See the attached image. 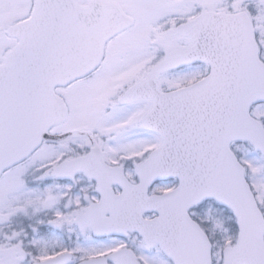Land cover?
Wrapping results in <instances>:
<instances>
[{"label": "snow or ice", "instance_id": "1", "mask_svg": "<svg viewBox=\"0 0 264 264\" xmlns=\"http://www.w3.org/2000/svg\"><path fill=\"white\" fill-rule=\"evenodd\" d=\"M0 264H264V0H0Z\"/></svg>", "mask_w": 264, "mask_h": 264}]
</instances>
